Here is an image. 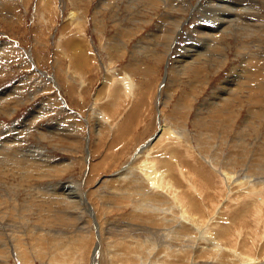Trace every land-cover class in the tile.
Instances as JSON below:
<instances>
[{
    "label": "rangeland",
    "instance_id": "1",
    "mask_svg": "<svg viewBox=\"0 0 264 264\" xmlns=\"http://www.w3.org/2000/svg\"><path fill=\"white\" fill-rule=\"evenodd\" d=\"M237 1L254 7L240 23H259V32L227 23L213 38L222 12L207 0H0V97L14 88L20 95L0 101L6 264H91L97 238L84 230L96 222L98 264H172L177 250L181 264L192 255L196 264H264V0ZM244 68L252 89L222 92ZM221 97L228 102L217 109ZM159 110L181 137L161 133L140 150L160 133ZM12 155L24 161L15 165ZM43 159L62 165L34 171ZM155 160L173 185L161 195L144 175ZM64 185L80 189L83 206L59 202L54 192ZM175 193L201 224L193 234L178 218L179 203L171 213ZM8 232L17 247L3 252ZM72 236L82 239L67 245Z\"/></svg>",
    "mask_w": 264,
    "mask_h": 264
},
{
    "label": "bare ground",
    "instance_id": "2",
    "mask_svg": "<svg viewBox=\"0 0 264 264\" xmlns=\"http://www.w3.org/2000/svg\"><path fill=\"white\" fill-rule=\"evenodd\" d=\"M130 1V0H129ZM131 1H133V0H131ZM222 1V2H221ZM136 2V1H135ZM139 2V1H138ZM166 2V1H165ZM263 2V1H262ZM106 3V2H105ZM251 3V2H250ZM259 3V2H258ZM257 3V4H258ZM134 4V3H133ZM137 4V3H136ZM207 4L208 5H211V7L215 10V11H218V12H222V14L220 15V18H221V20H219V23L218 24H216V25H214L213 27H212V29H213V31L211 32V35H212V37L213 38H215V37H218L219 35H221V33H223L224 32V29H222V27L224 26V25H226L227 23H230L233 27H236V28H238V27H243V29L245 30V29H249L250 28V26H251V29L250 30H252V31H255V32H259L258 30L260 29H258L257 30V25L259 24H248V25H250L249 27L247 26V27H245L244 25H243V23H240L241 22V20H242V22H245V21H247V19L245 18L246 17V13H248L251 9H253L254 7L253 6H248L245 2L242 4L241 2H239V1H237V0H225V1H223V0H207ZM257 4H255V5H257ZM105 5V4H104ZM119 5V4H118ZM153 5V4H152ZM264 5V4H263ZM155 6H157V5H155ZM262 6V5H261ZM100 8V7H99ZM168 8V7H167ZM223 8V11L221 10ZM260 8V7H259ZM104 9V8H103ZM254 10V9H253ZM253 12V11H252ZM257 13V12H256ZM250 14V13H249ZM258 16V15H257ZM257 16H255V17H257ZM231 17H234L233 19L231 18ZM260 17H261V15H260ZM253 20V19H252ZM249 22V21H248ZM260 22V21H259ZM246 23V22H245ZM264 24V23H263ZM262 23H261V25H263ZM178 27V26H177ZM178 29V28H177ZM179 30V29H178ZM178 30H176L175 31V35H174V39L173 40H171V41H174L175 40V36L177 35V33H178ZM219 32V33H218ZM253 33V32H252ZM261 33V32H260ZM173 34V33H172ZM241 34V33H240ZM210 35V36H211ZM257 35H258V33H257ZM170 36V35H169ZM222 36V35H221ZM264 36V35H263ZM256 37V36H255ZM259 37V36H258ZM169 38V37H168ZM172 38H173V36H172ZM257 38V37H256ZM170 39H171V37H170ZM169 40V39H168ZM262 41V40H261ZM172 43V42H171ZM248 43V42H247ZM246 43V44H247ZM257 43V42H256ZM256 43H255V45H256ZM6 46H7V44H6ZM12 46V45H11ZM170 47V46H169ZM173 47V46H172ZM253 47V46H252ZM255 47V46H254ZM0 49H2L1 47H0ZM250 49H251V47H250ZM12 50V49H11ZM254 51V50H253ZM1 55V54H0ZM195 55V54H194ZM263 55H264V53H263ZM188 56V55H187ZM199 56H201V54L199 55ZM226 57H225V59H223V60H221L220 62H222V64L223 63H225L226 62ZM197 61V60H196ZM204 61V60H203ZM184 62H185V60H184ZM194 62H195V59H194ZM193 63V62H192ZM206 63V62H205ZM183 64V63H182ZM185 64V63H184ZM188 64V63H187ZM253 67V66H252ZM187 68V67H186ZM242 69V68H241ZM238 70V69H237ZM239 71V70H238ZM238 71H236V72H238ZM240 72H243L244 74L242 75V76H240V75H237V77H236V79L235 80H230V81H226L225 83H223V84H226V86L225 85H221L222 87H221V91L223 90V91H225L227 94H232V93H235V92H238V93H240V90H250V89H252V88H247V87H245L246 85H244L245 84V80H246V78L248 77V75H250V72L248 71V69H246V68H244V70H242V71H240ZM240 72L238 73V74H240ZM253 73V72H252ZM257 73H259V74H257ZM126 74V73H125ZM263 74V73H262ZM234 75V74H233ZM232 75V76H233ZM236 75V74H235ZM254 75H258V76H260L261 75V73L260 72H256V73H253V78H255V76ZM250 77V76H249ZM127 78V77H126ZM257 79V78H256ZM263 79V78H262ZM126 80V79H125ZM130 80V79H129ZM128 80V81H129ZM131 81V80H130ZM130 81L128 82V83H126V89H129V88H132L133 86H131L130 85ZM254 81V80H253ZM253 81H250L249 80V82H253ZM257 82L256 83H258L259 82V80H256ZM120 82V81H119ZM125 82H127V81H125ZM247 82H248V80H247ZM263 83L264 82V79L263 80H261L260 81V83ZM244 85V86H243ZM249 85H251V84H249ZM262 87V86H261ZM260 88V87H259ZM19 90V89H18ZM7 91V90H6ZM6 91H4L3 93H6ZM222 91V92H223ZM220 92V91H219ZM224 92V93H225ZM224 93H219V95L220 96H223V94ZM256 93V92H255ZM255 93H253V96H249V99H248V101L251 103V102H253V101H256V96L254 95ZM8 95H10V96H7V97H5V95H4V100L5 99H8V98H10L11 97V95H13V97H15V96H17V95H19V94H17V92H16V89L14 88L13 89V91L11 92V93H9ZM247 95V94H246ZM20 96V95H19ZM237 97V96H236ZM2 97H0V101L3 99ZM60 98V97H59ZM219 98V97H218ZM245 98V99H246ZM228 99V98H227ZM227 99H225V98H223V97H221L220 99H219V101H217L218 103H219V105H217L216 106V108L217 109H220L221 107H223L228 101H225V100H227ZM244 99V98H243ZM3 100V101H4ZM230 102V101H229ZM0 104H2V103H0ZM250 106V105H249ZM240 107H242V106H240ZM10 109V108H9ZM16 109V108H15ZM46 109V108H45ZM261 109H264V108H261ZM253 110V109H252ZM161 110H159V112L158 113H160L159 114V116H158V119H159V123H160V133H158L157 135H155L154 136V138L149 142L150 144H147L144 148L142 147L140 150H143V149H145V148H147V147H149L153 142H155V140H157V138L159 137V135L162 133V135L164 134V135H167L168 137H171L172 135L173 136H178V135H180V137H181V134L179 133V132H175L176 130H170V129H168L167 127H165V125L164 124H162L161 123V112H160ZM13 112V111H12ZM250 112H251V110H250ZM249 112V113H250ZM253 112V111H252ZM253 113H255V112H253ZM251 114V113H250ZM259 114V113H258ZM38 116H39V114H38ZM41 116V115H40ZM254 116V115H253ZM202 117V116H201ZM39 118V117H38ZM33 119L35 120V118H31V119H29L30 120V124H32L33 123ZM27 123V122H26ZM203 125V124H202ZM170 128V127H169ZM183 134V133H182ZM16 135V134H15ZM21 135V134H20ZM161 137V136H160ZM179 137V138H180ZM12 138V137H11ZM14 138V137H13ZM19 138V137H18ZM17 138V139H18ZM47 138V137H46ZM182 139V138H181ZM185 139V138H184ZM10 140H12V139H10ZM14 141L16 140V139H13ZM16 141H18V140H16ZM0 148H2V146H0ZM5 148V147H4ZM3 148V150H5ZM0 150H2V149H0ZM2 152V151H1ZM19 154V153H18ZM149 154H150V152H149ZM8 155V154H7ZM15 155V154H14ZM21 155V154H20ZM23 155V154H22ZM25 155V154H24ZM5 156V155H4ZM11 156V155H10ZM26 156V155H25ZM2 157V156H1ZM8 157V156H7ZM12 157H13V155H12ZM11 157V158H12ZM22 157V156H21ZM135 157V156H134ZM146 157V156H145ZM10 158V159H11ZM19 157L16 155V157L14 156L13 157V161L14 160H16V162H15V165L17 164V163H19V165L21 164V162H17V160H19L18 159ZM24 158V157H23ZM20 159L19 161H24V159ZM149 158V157H148ZM4 159H6L5 157H4ZM4 159H2V160H4ZM9 159V160H10ZM1 160V159H0ZM1 160V161H2ZM7 160V159H6ZM160 160V159H159ZM214 160V156H213V159H212V161ZM0 161V162H1ZM32 161V159H29L28 160V162L30 163ZM47 161V162H46ZM48 161H49V159H47V160H42V161H37L36 162V160H34V162L35 163H33L32 164V166H33V170L34 171H36V170H39V169H36L37 167H40V166H44V165H52V167H57L58 168V165L60 164V167H61V165H62V161L61 162H59V161H56L57 162V164L55 163V162H53V163H51V160L49 161V164H47L48 163ZM149 161V160H148ZM211 161V162H212ZM26 163H27V161H25ZM150 162V161H149ZM1 163H3V162H1ZM6 163V162H5ZM66 165H67V167H68V165H70V161H68L67 162V160H66ZM42 164V165H41ZM151 164V163H150ZM149 164V165H150ZM6 165V164H5ZM13 165H14V163H13ZM14 165V166H15ZM31 165V164H30ZM65 165V164H64ZM144 165H147V162L144 164ZM148 165V167H147V170H149V171H146V170H144L145 172H147V173H144V175L146 176L145 178H147L150 182H151V184L153 185V188L154 189H156L157 191L160 189L161 190V188H164V187H168V188H170L169 186L171 185V186H173L170 182L169 183H166L165 182V180H166V173H164V172H159V170H158V167H157V163H156V160H155V163H153V164H151L150 166ZM160 165V164H159ZM28 166V165H27ZM27 166H23V167H27ZM0 167H1V164H0ZM6 167V166H5ZM29 167H31V166H29ZM28 167V168H29ZM21 168V167H20ZM51 168V167H50ZM14 169V168H13ZM31 169V168H30ZM60 169V168H59ZM2 170V169H1ZM20 170V169H19ZM32 170V171H33ZM3 171V170H2ZM25 171V170H24ZM165 171V170H164ZM224 171V170H223ZM222 171V172H223ZM1 172V171H0ZM15 173V172H14ZM236 173V172H235ZM19 174H21V171H20V173ZM24 174V173H23ZM27 174V173H26ZM42 174V173H41ZM221 174V173H220ZM35 175V174H34ZM14 176V175H13ZM22 176V175H21ZM44 176H45V173H44ZM28 177V176H27ZM29 178H30V176H29ZM28 178V179H29ZM222 178H223V176H222ZM35 179V178H34ZM232 175L227 171V169L225 170V172H224V181H226L227 182V186H228V190L229 191H231L232 190V187H230V186H232V184L233 183H231L232 182ZM235 179V178H234ZM237 179V178H236ZM245 179V178H244ZM240 181V180H239ZM238 181V183L240 184V182ZM237 182V181H236ZM235 182V183H236ZM247 182V181H246ZM254 182V181H253ZM245 183V182H244ZM257 183V182H256ZM166 184H168V186H166ZM170 184V185H169ZM237 184V183H236ZM260 184V183H259ZM3 185V184H2ZM255 185H257V184H255ZM31 186V185H30ZM29 186V187H30ZM62 186V185H61ZM72 186H75V185H71V187ZM239 186V185H238ZM242 186H243V184H242ZM25 188V187H24ZM23 188V189H24ZM27 188V187H26ZM33 188V187H32ZM39 188V187H38ZM74 188V187H73ZM73 188H69V187H66L65 185L63 186V187H61L60 189H58V190H55V195H60L59 197H58V199H59V202H61V203H72V204H79V203H81L82 202V204H83V201L85 200L83 197H81V195H80V193L79 192H81L80 191V189L77 187V189H73ZM167 188V189H168ZM231 190H230V189ZM79 189V190H78ZM26 190V189H25ZM28 190V189H27ZM40 190V189H39ZM176 190V189H175ZM247 190V189H246ZM251 190V189H250ZM40 191H42V190H40ZM163 191V190H162ZM245 191V190H244ZM28 192V191H27ZM247 192H249V191H247ZM246 192V193H247ZM251 192V191H250ZM250 192L249 193H247V195H245V197H246V199L248 198H250V197H255V195H252V192H251V194H250ZM259 192V191H258ZM34 193V192H33ZM168 193V192H167ZM173 193H174V191H173ZM27 194V193H26ZM36 194V193H35ZM39 194V193H38ZM155 194H159V195H161V192L159 193V191H158V193H155ZM154 194V195H155ZM258 194H263L264 195V191H262L261 190V192H259ZM30 195V194H29ZM175 196L172 198L173 199V201H174V206H171V213H172V215H174V213L176 212L175 211V208H178V205H176V204H180L181 206H179L181 209H179V214H181V216L180 217H178V218H180L181 220H183V221H186L189 225H186V226H189V228H187L188 230H189V235L190 234H193V231H194V229H198V226L199 225H201V224H199V222H196L195 220L196 219H194V217H195V214H193V213H191L190 212V207H185L184 206V204L183 203H181V201H180V199H182L180 196H178V194L177 193H175L174 194ZM257 195V194H256ZM260 195V196H261ZM262 195V196H263ZM32 196V195H31ZM31 196H29V197H31ZM259 196V198H260V200H258V201H261L260 203L262 204V205H264V197H260ZM34 197V196H33ZM32 197V198H33ZM36 197V196H35ZM163 198H165V196H162ZM244 197V196H243ZM38 198V197H37ZM69 199H71V201L69 200ZM153 199V198H152ZM169 199V198H168ZM167 199V200H168ZM251 199V198H250ZM65 204V205H66ZM81 204V205H82ZM80 205V204H79ZM80 205V206H81ZM87 205V204H86ZM74 206V205H73ZM83 206V205H82ZM77 207H79V206H77ZM166 207H167V205H166ZM166 207H164L165 209H166ZM163 208V207H162ZM162 208H160V210H164V209H162ZM168 208V207H167ZM80 210V209H79ZM88 210H90L89 212L92 214V215H94V210H93V208H91L90 207V209L88 208ZM156 210H158V209H156ZM160 210H158V211H160ZM168 210V209H167ZM166 211V210H165ZM164 212V211H163ZM168 213H170V212H168ZM163 215H165V214H163ZM78 216H76V218H77ZM161 217V216H160ZM197 217V216H196ZM195 217V218H196ZM72 218V217H71ZM177 218V217H176ZM175 218V219H176ZM164 219V221H163V223L165 222V217L163 218L162 217V220ZM169 219V218H168ZM171 219H174L173 217L171 218ZM198 219H199V217H198ZM177 220V219H176ZM200 220V219H199ZM88 221V220H87ZM89 221H91V220H89ZM155 221V220H154ZM174 220H171V222H173ZM169 222V224L171 223L170 221H168ZM176 222V221H175ZM174 222V223H175ZM179 222V225H178V227H176V228H179V230H181V229H183V226H182V224L184 223H182V221H178ZM89 223V222H88ZM167 224V223H166ZM177 224V223H176ZM185 224V223H184ZM94 226H95V228H94ZM100 225H98V223L96 222L95 223V225H91L89 228H87V229H85L84 231H87V230H91V232L93 233V235H95V237L97 238V243L96 244H94V249L92 250V254L91 255H93L92 256V263L91 264H98L99 263V261H98V259H97V257L98 256H100L101 255V241H102V237H101V233H100V227H99ZM175 226V225H174ZM219 226V225H218ZM217 226V227H218ZM173 227V226H172ZM222 227V226H221ZM174 228V227H173ZM6 229V228H5ZM82 230H83V228H81ZM102 229V228H101ZM166 229V228H165ZM170 229V228H169ZM168 229V230H169ZM175 229V228H174ZM4 230V229H3ZM12 230H13V228H12ZM167 230V229H166ZM173 230V229H172ZM199 230H201V229H199ZM222 230V229H221ZM223 230H225V229H223ZM222 230V231H223ZM78 231V230H77ZM175 231V230H174ZM221 231V232H222ZM170 232H171V230H170ZM178 232H180V231H178ZM208 232L210 233L209 235L211 236V235H213L212 234V232L210 231V229H207L206 228V230L204 231V233L205 234H208ZM166 233H168V232H166ZM176 233V232H175ZM6 234V232L4 233V235ZM10 234L11 233H9L8 232V234H7V238H8V240H7V242H6V244H5V246L3 247V252L7 249V247H10L11 249L12 248H14L17 244H16V241H17V236L16 235H14L15 237L13 238V237H11L10 236ZM75 234V233H74ZM73 234V235H74ZM0 235H2V230H1V232H0ZM12 235H13V232H12ZM57 235V234H56ZM79 235H80V233H79ZM78 235V236H79ZM163 236L165 235V233L164 234H162ZM167 235V234H166ZM176 235V234H175ZM203 235V234H202ZM209 235H208V238H209ZM65 236V235H64ZM174 236V235H173ZM207 236V235H206ZM214 236V235H213ZM217 236V235H216ZM172 237V236H171ZM79 238V237H78ZM204 238H207V237H204ZM80 239H82L81 238V236H80V238L79 239H76L75 237H71L70 238V240H68V242H67V245H69L71 242H76V241H79ZM95 239V238H94ZM161 239V238H160ZM176 239V238H175ZM191 239V238H190ZM190 239H189V242H190ZM211 243H212V240H210V238L208 239ZM2 241V240H1ZM61 241V240H60ZM60 241H58V244H61V243H63V242H60ZM193 241V240H192ZM191 241V242H192ZM3 242H4V240H3ZM196 243V242H195ZM2 244V243H1ZM170 244V243H169ZM168 244V245H169ZM62 245V244H61ZM7 246V247H6ZM58 246V245H57ZM169 246H171V245H169ZM188 246V245H187ZM2 247V246H1ZM0 247V248H1ZM17 247V246H16ZM69 247V246H68ZM175 248H176V246H174ZM20 246L18 247V249H16L15 251H13V252H15L17 255L18 254H20L21 252L19 251L20 249ZM39 249H40V247H38ZM60 248H62V246L60 247ZM180 248V247H179ZM213 248V247H212ZM216 248V247H215ZM174 249V248H173ZM219 249L221 250V252L222 251H224V250H226V249H224V247H222L221 245H220V247H219ZM232 249V248H231ZM230 249V250H231ZM1 250V251H2ZM8 250V249H7ZM18 250V251H17ZM185 250H188V252L190 251V253H193V254H195L196 253V251H197V249L193 246V245H189V249H185ZM234 250H236V249H234ZM233 249L231 250V251H233L234 253H235V251H234ZM35 251H37V250H35ZM170 251H172V252H175V250H170ZM178 251V253H177V255H176V257H175V260L176 261H173V263L172 264H181L180 263V261H179V259H178V256H180V254L182 253L181 252V250L179 251V250H177ZM200 251V250H199ZM2 252V253H3ZM12 252V253H13ZM166 252H168V251H166ZM186 252V251H185ZM189 253V254H190ZM1 254V253H0ZM170 254H171V252H170ZM183 254H185V253H183ZM6 255V254H5ZM8 255L9 254H7V256H4V255H0V263H2V264H6V262L8 261V259L10 258V257H8ZM173 255V254H172ZM138 256V255H137ZM136 256V257H137ZM189 256V255H188ZM250 256V255H249ZM187 257V256H186ZM27 259V258H26ZM29 259V258H28ZM110 259H111V257H110ZM192 259H194V256L192 255ZM192 259H190L189 257H187L184 261H186V263H184V264H196L195 263V260H192ZM196 259V258H195ZM248 260H251V259H248ZM144 261V260H143ZM167 261V260H166ZM192 261H193V263H192ZM204 262V261H203ZM10 263V262H9ZM8 263V264H9ZM198 263V262H197ZM205 264L206 263H208V264H223L222 262L221 263H219V262H216V261H212L211 260V262L210 261H206V262H204ZM33 264V263H32ZM144 264H147V262L146 261H144ZM149 264V263H148ZM152 264H165V262H154V261H152ZM253 264H255V262L253 263Z\"/></svg>",
    "mask_w": 264,
    "mask_h": 264
}]
</instances>
